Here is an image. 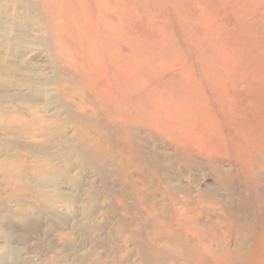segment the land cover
<instances>
[{"label": "bare ground", "instance_id": "1", "mask_svg": "<svg viewBox=\"0 0 264 264\" xmlns=\"http://www.w3.org/2000/svg\"><path fill=\"white\" fill-rule=\"evenodd\" d=\"M26 1L46 17L56 38L68 39L76 47L73 54L66 52V57H63L60 55L65 48L62 42L57 43L60 49L51 40L46 42L54 57L53 82L59 96L53 101L58 111L50 115L59 122L55 130L63 134L65 121L72 120L76 133L92 135L89 132L95 128L94 131L106 135L108 126L105 122H92V119L96 121L95 118L104 116L114 125L112 128L117 134L122 132L125 147L132 153L137 149V132L142 128L149 129L174 144L176 155L179 154L170 162L171 166L161 167L159 195L166 200L160 209L167 214L161 213L164 219L160 223L191 233L222 226L229 231L236 226L248 238L258 234L255 229L259 226H254L249 218L256 213H259L256 223H263L264 218V172L259 171L264 167V37H259L258 29L261 13L253 9L242 16L244 12H240L239 5V30L236 33L222 28L221 14H225V4L218 0L214 1L213 16L200 9H190L188 14L178 10L174 16L153 13L149 34L156 39L158 50L149 58L152 62L148 64L149 59L144 63L137 61L135 55L126 50L131 41L139 39L138 43L144 42L148 31L133 23L128 10L129 0H41V4L35 3L37 0ZM182 2L179 0L178 3ZM157 19L160 22L153 24ZM170 20L176 22L172 25ZM246 31L248 39L244 35ZM233 34H239L234 37L235 43L239 39L236 59L239 64L236 67L230 64L228 57L237 51L233 42L228 40V36L233 38ZM184 49L206 55L202 62L197 59L198 71L194 68L196 64H190L182 57ZM5 68L1 72L10 77L12 71ZM147 74L157 81H147ZM2 79L7 80L0 73V81ZM14 83L27 94L22 100L31 102L19 112L36 123L34 126L23 120L24 117L18 115V110L12 105L8 109L0 107V127L31 136L49 132L50 124L44 122L40 115L45 105L38 103H42L45 94L41 88L44 79L37 75L36 78L23 76ZM63 110L65 116H62ZM6 121L10 123L4 126ZM113 133L106 135L108 150H111L108 155L117 162L119 136ZM77 137V144H69L61 152L81 151L80 155L87 164L93 162L95 152L103 149V144L94 139L97 143L92 145L90 141ZM199 156L211 163V174L217 185L229 192L228 199L220 200L216 189H209L208 180L200 176L186 183L181 181L187 172L183 173L179 168H193ZM223 159L240 163L243 167L244 161L253 166L236 183L233 172L223 169L219 163ZM19 161L22 162L21 158ZM6 165V158L0 157V171H4ZM50 178L54 183L56 174H50ZM42 184L40 181L39 185ZM239 185L242 190L250 191L244 192L246 197L241 198V204L248 205L250 209L235 207L233 196L239 193ZM227 200L230 205H225ZM195 202L205 203L206 209H217L219 221L201 219L200 211L192 208ZM153 208L157 211L158 207ZM206 235L209 240L219 237L214 233L210 239V231H206ZM213 254L211 259L214 262L225 261L220 257L214 258ZM235 257L246 264L251 258L242 254ZM145 259L151 260V256L145 254Z\"/></svg>", "mask_w": 264, "mask_h": 264}, {"label": "rangeland", "instance_id": "2", "mask_svg": "<svg viewBox=\"0 0 264 264\" xmlns=\"http://www.w3.org/2000/svg\"><path fill=\"white\" fill-rule=\"evenodd\" d=\"M181 1L184 2L129 0L128 10L133 23L148 30L144 42L138 43L139 39H136L127 46L126 50L135 55L137 61L146 62L158 50L156 39L149 34L153 13L163 16L170 13L174 16L178 10L188 14L190 9H200L213 16L215 0ZM218 1L225 4V14H221L225 17H221L222 28L235 33L239 30L240 5V12H244L242 16L253 9L261 13L258 29L259 37H264V0ZM35 3L41 4L42 1L37 0ZM39 13L26 0H0V73L7 78L0 81V107L8 109L14 105L18 115L24 117L22 119L26 122H31V118L19 112L20 108L31 102L22 100L27 94L20 91L14 81L23 76H40L44 79L41 88L45 91L42 103L38 101L43 107L45 105L40 115L51 126L49 132L37 133L36 136L0 127V157L6 158L7 162L4 171H0V227L13 232L15 239L12 243L26 248L35 257L34 262L31 257H21L22 264H218L211 259V253H214V258L225 260L219 264H246L235 259L236 254L251 257L248 264H264V218L263 223H256L259 213L249 218L255 223L254 226H259L255 229L258 234H252L249 238L236 226L229 228V231L224 226L206 230L210 231V237L214 233L219 235L218 239L209 240L206 231H178L159 222L167 214L160 209L166 200L159 195L161 167L171 166L170 162L179 156L176 155L175 145L165 138L142 128L135 137L137 149L131 151L132 154L125 147L122 132L117 134L111 122L104 116L95 118L96 121L92 119L95 123L105 122L108 126L106 130L109 131L107 133L104 130L106 135L114 132L120 137L117 138L119 150L115 162L108 155L111 150H108L110 147L106 135L94 131L95 128L89 132L92 138L88 134L76 133L72 120L65 121L63 134L55 130L59 122L50 115L58 111L54 102L59 96L53 82L54 57L46 42L51 40L57 46L58 41L62 42L65 48H62L64 51L60 55L63 57L66 52L73 54L76 47L68 39L56 38L50 30L49 21ZM175 20L169 23L173 25ZM155 22L160 20H153V24ZM249 31L254 32L250 28ZM244 35L248 39L247 31ZM236 36L239 34H233V38L228 36V40L237 48L235 53L228 56L234 67L239 64L236 61L239 52V39L236 43L234 39ZM182 57L190 64H196L194 68L198 71L197 59L202 62L206 55L184 49ZM151 62L149 59L147 63ZM5 67L12 71L10 77L1 72ZM70 75L73 76L72 72ZM75 79L80 82L76 75ZM146 79L152 83L157 81L150 74H147ZM67 87L70 89V86ZM62 112V116H65V110ZM9 123L6 121L4 126ZM32 123L35 126L36 122ZM77 135L92 145L97 143L95 140L103 144L104 148L95 152L93 162L87 164L80 155L81 151L70 154L61 152L63 147L78 143ZM219 163L223 169L233 172L236 183L253 166L244 161V169L240 163L238 165L226 159ZM212 170L211 163L200 156L196 158L193 168H179V171L187 172L181 179L183 183L200 176L208 180L209 189H216L220 200L228 199L229 192L217 185ZM259 171L263 173L264 167L259 168ZM50 174H56L54 183ZM40 181H43L41 186ZM238 188L239 193L233 196L235 207L250 209L248 205L241 204V198L246 197L244 192L247 191L242 190L240 185ZM204 205L203 202H195L192 208L200 211L201 219L219 221L220 212L213 208L206 209ZM225 205H230L228 200ZM151 207H158L157 211ZM145 254L151 256V260H146Z\"/></svg>", "mask_w": 264, "mask_h": 264}, {"label": "clouds", "instance_id": "3", "mask_svg": "<svg viewBox=\"0 0 264 264\" xmlns=\"http://www.w3.org/2000/svg\"><path fill=\"white\" fill-rule=\"evenodd\" d=\"M13 239V232L0 227V264H22L20 258L23 256L31 257L34 262L33 254L28 253L26 248L13 244Z\"/></svg>", "mask_w": 264, "mask_h": 264}]
</instances>
